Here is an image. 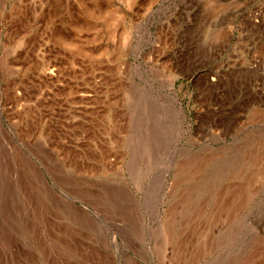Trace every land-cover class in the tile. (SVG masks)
<instances>
[{"label":"rangeland","instance_id":"1","mask_svg":"<svg viewBox=\"0 0 264 264\" xmlns=\"http://www.w3.org/2000/svg\"><path fill=\"white\" fill-rule=\"evenodd\" d=\"M0 264H264V0H0Z\"/></svg>","mask_w":264,"mask_h":264}]
</instances>
